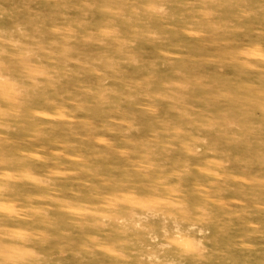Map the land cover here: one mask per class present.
<instances>
[{
    "label": "rangeland",
    "instance_id": "374dc122",
    "mask_svg": "<svg viewBox=\"0 0 264 264\" xmlns=\"http://www.w3.org/2000/svg\"><path fill=\"white\" fill-rule=\"evenodd\" d=\"M0 264H264V0H0Z\"/></svg>",
    "mask_w": 264,
    "mask_h": 264
}]
</instances>
